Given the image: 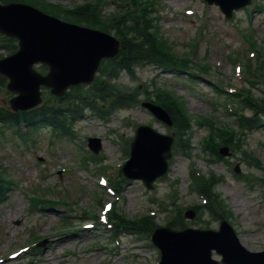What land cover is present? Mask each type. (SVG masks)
Instances as JSON below:
<instances>
[{
	"label": "rangeland",
	"instance_id": "1",
	"mask_svg": "<svg viewBox=\"0 0 264 264\" xmlns=\"http://www.w3.org/2000/svg\"><path fill=\"white\" fill-rule=\"evenodd\" d=\"M45 1L70 7L87 0ZM94 1L107 20L137 7L132 0ZM140 1L148 9V18H153L159 41L183 65L179 72L149 64L137 67L131 75L121 73L112 81V91L134 90L137 103L108 110L110 94L98 102L106 113L83 109L70 136L44 126L30 131L25 125L15 130L14 125L0 124V175L10 186L0 192V264H157L160 254L150 242V230L113 232L105 221L108 213L104 204L114 203L116 211L128 219L153 214L154 227L164 226L178 209L183 214L187 206L204 205L190 185L193 171L209 179L212 174L221 181L208 188L213 210L201 207L193 219L183 217V225L216 229L224 217L245 248H263L264 120L244 135L233 133L228 138L227 156L204 150L203 141L209 130L234 127V104L246 89L261 97L263 85L258 82L263 80L264 68V0H252L235 9L228 19L217 5L205 0ZM155 86L169 91L187 112L192 123L189 154L178 145L171 127L162 126L140 105L153 101L150 93ZM47 96L43 91L44 101L52 103ZM8 98L6 88L1 87L0 105L8 106ZM141 123L175 136L168 172L152 189L139 179H130L113 190L103 178L116 173L128 157L126 149ZM88 137L99 139L96 159L88 158L93 155L86 145ZM86 211L97 216L86 219ZM85 223L93 225L86 228ZM56 237H65L58 248L51 244ZM41 239L46 240L44 244L36 245ZM13 251L19 252L15 258L9 256ZM213 258L219 260L220 256L213 253Z\"/></svg>",
	"mask_w": 264,
	"mask_h": 264
},
{
	"label": "water",
	"instance_id": "2",
	"mask_svg": "<svg viewBox=\"0 0 264 264\" xmlns=\"http://www.w3.org/2000/svg\"><path fill=\"white\" fill-rule=\"evenodd\" d=\"M215 2L230 17L232 10L250 0H207ZM0 32L18 39V50L0 58V73L8 78L7 89L17 94L9 100L13 110L28 109L41 101L40 86L62 95L70 85L89 83L100 60L113 57L119 41L97 29L65 22L31 5L10 2L0 4ZM49 66L47 74L34 69V64ZM158 118L170 123L159 106L143 103ZM170 135L148 125H139L131 142V156L122 166L127 178L141 179L148 188L166 173L171 156ZM90 146L100 148L98 139L90 138ZM187 217L194 212L187 210ZM151 239L159 247V264H219L211 257L212 250L222 256L224 264H264V250L252 252L239 242L234 230L222 219L219 229L169 227L156 228Z\"/></svg>",
	"mask_w": 264,
	"mask_h": 264
},
{
	"label": "trees",
	"instance_id": "3",
	"mask_svg": "<svg viewBox=\"0 0 264 264\" xmlns=\"http://www.w3.org/2000/svg\"><path fill=\"white\" fill-rule=\"evenodd\" d=\"M2 2L12 0H0ZM32 4L41 10L73 20L78 23H86L102 30L109 31L114 29L116 36L121 41V49L118 55L110 60L104 61L101 73L89 86L79 85L69 89L61 98H53L55 103H42L37 107L20 112H12L7 107L0 106V123L13 124L16 126L25 125L27 128H34L39 125L51 126L61 133H69L73 119L81 114L84 108L94 109L98 107V102L105 101L110 94L112 95L109 108H127L136 102L134 91L114 93L111 79L116 78L120 72H133L134 68L144 63L161 64L166 67L182 66L181 60L168 50L153 32L154 25L152 19L148 18L146 8L140 11H132L120 16L118 19H103L94 6L84 5L73 9L60 8L59 5L46 2L44 0H16ZM17 48L16 40L0 35V55L2 52H12ZM186 64V63H185ZM44 69V67H41ZM5 83V78L0 75V87ZM157 100L170 114L175 131L181 140L188 141L191 133V122L185 113L181 103L176 97L168 94L157 93ZM247 104L253 107L255 114L252 117H243V123L239 118L240 126H246L249 130L258 127L264 117V98H256L251 94L245 97ZM99 109V108H98ZM232 133L225 136L218 131L210 133L208 142L215 149L217 145L226 143ZM182 145L188 146L187 143ZM5 187L3 179L0 177V191ZM211 190V181L198 185L199 190L209 195L208 188ZM207 206V204L205 205ZM198 209V206L195 207ZM114 214V213H113ZM114 218L125 228H135L136 230L152 229L154 223L153 216H144L135 220H128L120 215L114 214ZM173 227H181L182 219L177 217L169 223Z\"/></svg>",
	"mask_w": 264,
	"mask_h": 264
},
{
	"label": "bare ground",
	"instance_id": "4",
	"mask_svg": "<svg viewBox=\"0 0 264 264\" xmlns=\"http://www.w3.org/2000/svg\"><path fill=\"white\" fill-rule=\"evenodd\" d=\"M237 201H239V199ZM48 215H50V213H48ZM52 235H56V234L54 232H52ZM63 236H65V235H63ZM64 238L61 240L60 238L56 237L55 239L51 240V244L53 246H55V248H58L65 242ZM48 256H50V255H48Z\"/></svg>",
	"mask_w": 264,
	"mask_h": 264
}]
</instances>
